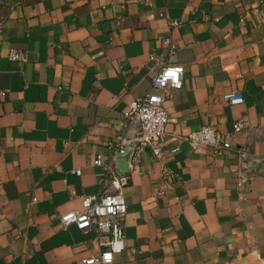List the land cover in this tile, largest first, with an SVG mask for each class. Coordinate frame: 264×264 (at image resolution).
<instances>
[{
    "label": "crops",
    "instance_id": "crops-1",
    "mask_svg": "<svg viewBox=\"0 0 264 264\" xmlns=\"http://www.w3.org/2000/svg\"><path fill=\"white\" fill-rule=\"evenodd\" d=\"M11 49L25 61H10ZM163 64L184 68L183 86L164 102L165 158L134 156L125 248L113 264H264V0L15 5L0 34V264L98 256L95 231L63 228L58 216L80 211L83 196L109 183L95 157L136 136L120 125L122 114L156 92L151 80ZM235 91L242 102L226 103ZM204 125L246 157L176 141Z\"/></svg>",
    "mask_w": 264,
    "mask_h": 264
},
{
    "label": "built area",
    "instance_id": "built-area-1",
    "mask_svg": "<svg viewBox=\"0 0 264 264\" xmlns=\"http://www.w3.org/2000/svg\"><path fill=\"white\" fill-rule=\"evenodd\" d=\"M150 5V0H142ZM254 11H258L257 8ZM171 27H178L179 22L172 21ZM2 23H0V34ZM163 45L169 50H174L170 38L163 39ZM8 59L12 62H24V52L11 49ZM149 60H155V54L149 55ZM184 68L180 65L163 64L151 80V87L156 92H148L129 103L127 110L122 114L120 125L128 128L132 124L139 125V132L135 138L136 152L148 150L153 159L161 162L165 158L163 138L168 115L164 108V102L172 97L175 91L183 86ZM223 100L228 104L241 103L243 98L240 92L224 94ZM244 128V119L239 118L232 126L233 133H240ZM176 141H186L194 151H209L215 156H222L229 152H235L240 157H246V153L233 148L228 136L220 134L213 126L204 125L197 130L189 132L185 136L175 135ZM128 140L119 137L113 144L114 150L111 156L97 154L93 162L94 166H104L110 174L109 183L96 195L83 196L82 209L71 211L58 216L63 228L75 225L82 232L95 231L100 247L98 256L83 259L82 262L98 264H113L114 256L120 254L125 248L124 242V216L127 205L124 198V190L129 184L128 175H117L114 169L113 159L116 154H122ZM178 148L175 146L171 152ZM80 175V170H75ZM166 175V170L163 173ZM156 194L162 195L161 190Z\"/></svg>",
    "mask_w": 264,
    "mask_h": 264
},
{
    "label": "water",
    "instance_id": "water-1",
    "mask_svg": "<svg viewBox=\"0 0 264 264\" xmlns=\"http://www.w3.org/2000/svg\"><path fill=\"white\" fill-rule=\"evenodd\" d=\"M129 129L135 130L136 136L139 132V125L134 123ZM127 139L128 142L122 154H116L113 159L115 173L117 175H129L132 170V163L135 156L136 141L135 138Z\"/></svg>",
    "mask_w": 264,
    "mask_h": 264
},
{
    "label": "trees",
    "instance_id": "trees-1",
    "mask_svg": "<svg viewBox=\"0 0 264 264\" xmlns=\"http://www.w3.org/2000/svg\"><path fill=\"white\" fill-rule=\"evenodd\" d=\"M26 0H1L0 3V23L9 15L11 9L17 5L25 2Z\"/></svg>",
    "mask_w": 264,
    "mask_h": 264
},
{
    "label": "rangeland",
    "instance_id": "rangeland-1",
    "mask_svg": "<svg viewBox=\"0 0 264 264\" xmlns=\"http://www.w3.org/2000/svg\"><path fill=\"white\" fill-rule=\"evenodd\" d=\"M0 3H1V0H0Z\"/></svg>",
    "mask_w": 264,
    "mask_h": 264
}]
</instances>
